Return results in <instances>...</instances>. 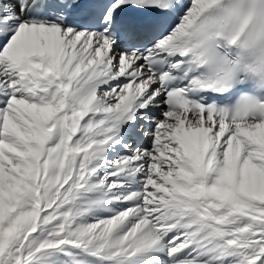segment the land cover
I'll return each instance as SVG.
<instances>
[{
  "label": "snow or ice",
  "instance_id": "snow-or-ice-1",
  "mask_svg": "<svg viewBox=\"0 0 264 264\" xmlns=\"http://www.w3.org/2000/svg\"><path fill=\"white\" fill-rule=\"evenodd\" d=\"M0 264H264V0H0Z\"/></svg>",
  "mask_w": 264,
  "mask_h": 264
}]
</instances>
